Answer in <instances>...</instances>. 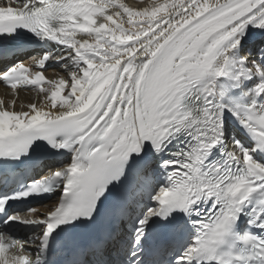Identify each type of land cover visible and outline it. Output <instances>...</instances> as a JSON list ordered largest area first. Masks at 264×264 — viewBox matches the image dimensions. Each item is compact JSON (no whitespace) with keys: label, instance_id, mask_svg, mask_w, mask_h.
<instances>
[{"label":"snow or ice","instance_id":"6c2138e0","mask_svg":"<svg viewBox=\"0 0 264 264\" xmlns=\"http://www.w3.org/2000/svg\"><path fill=\"white\" fill-rule=\"evenodd\" d=\"M0 81V264H264V0H0Z\"/></svg>","mask_w":264,"mask_h":264},{"label":"bare ground","instance_id":"6f19581e","mask_svg":"<svg viewBox=\"0 0 264 264\" xmlns=\"http://www.w3.org/2000/svg\"><path fill=\"white\" fill-rule=\"evenodd\" d=\"M122 2L126 3L130 7L135 8V7L142 5V3L147 2V0H122ZM60 71H61L60 69L54 68V69L48 71L47 75H49V77H53L57 72H60ZM19 94H20V97H19V100L17 101L16 108H21V105H24V109H25V108H28L27 106L32 104V103H35V104H37L38 107H41L45 103L42 93H36L35 91H23V92H20ZM29 95H32L33 97L30 98ZM34 97H37V99L35 100ZM6 98H11V94L7 93ZM45 110H47V108H45ZM51 204L52 203L44 205V206H40V207H38V209L40 212H44L47 210V207L51 206Z\"/></svg>","mask_w":264,"mask_h":264}]
</instances>
